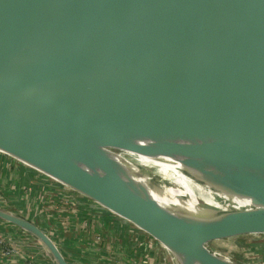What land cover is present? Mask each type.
<instances>
[{
	"label": "water",
	"instance_id": "1",
	"mask_svg": "<svg viewBox=\"0 0 264 264\" xmlns=\"http://www.w3.org/2000/svg\"><path fill=\"white\" fill-rule=\"evenodd\" d=\"M0 152L174 264H254L217 247L264 236V0H0ZM129 156L178 166L221 205L166 204ZM6 203L0 220L71 264Z\"/></svg>",
	"mask_w": 264,
	"mask_h": 264
},
{
	"label": "crops",
	"instance_id": "2",
	"mask_svg": "<svg viewBox=\"0 0 264 264\" xmlns=\"http://www.w3.org/2000/svg\"><path fill=\"white\" fill-rule=\"evenodd\" d=\"M6 200L49 233L71 264H173L161 245L121 217L0 152V204ZM0 235V264H53L17 226L0 220Z\"/></svg>",
	"mask_w": 264,
	"mask_h": 264
},
{
	"label": "rangeland",
	"instance_id": "3",
	"mask_svg": "<svg viewBox=\"0 0 264 264\" xmlns=\"http://www.w3.org/2000/svg\"><path fill=\"white\" fill-rule=\"evenodd\" d=\"M129 160L134 162L136 166L146 172L152 178V181L156 186L162 187L163 185H165L170 188L179 189L183 192L184 199L189 198L190 194H193L196 197L198 204L204 208L211 209V207L221 205L220 203H218L215 193L213 192H211L212 198L208 199V194L202 193L201 191L191 186V188L188 189L190 193L189 194L185 191L184 188L181 187V185L177 184L171 177H165V175H163L162 172L159 170L158 166H155L153 164L143 165L137 157L133 156H129ZM205 188L206 187H204V189ZM206 190L209 189L206 188ZM217 250L220 253L233 258L245 260L254 264H264V236L229 241L225 244L219 245L217 247Z\"/></svg>",
	"mask_w": 264,
	"mask_h": 264
},
{
	"label": "bare ground",
	"instance_id": "4",
	"mask_svg": "<svg viewBox=\"0 0 264 264\" xmlns=\"http://www.w3.org/2000/svg\"><path fill=\"white\" fill-rule=\"evenodd\" d=\"M139 160L143 165L153 164L155 166H158L159 170L162 172L163 175H165V177L167 178L171 177L177 184L181 185V187L184 188L186 192L189 193L188 189L191 188L192 186L196 188L197 190L201 191L202 193L208 194L209 195L208 199L212 198L211 191L206 190L207 187L204 189V186H201L200 184L196 183L193 180L194 179L193 176L191 175L188 176L185 173L181 172L177 168L178 166L172 165V164H166V163H162V162H158V161H154V160H150V159L142 158V157H140ZM154 194L161 201L165 202L166 204L172 205L174 207L183 208L191 212H201L202 211V207H200L196 197L193 194L189 193L190 197L187 199H184L183 192L179 189L170 188V187L163 185L162 187H157Z\"/></svg>",
	"mask_w": 264,
	"mask_h": 264
},
{
	"label": "built area",
	"instance_id": "5",
	"mask_svg": "<svg viewBox=\"0 0 264 264\" xmlns=\"http://www.w3.org/2000/svg\"><path fill=\"white\" fill-rule=\"evenodd\" d=\"M151 241L155 242L152 238H151ZM4 243H5V239L4 237L0 235V247L4 246ZM25 264H40V263L37 261H33V260H27Z\"/></svg>",
	"mask_w": 264,
	"mask_h": 264
}]
</instances>
